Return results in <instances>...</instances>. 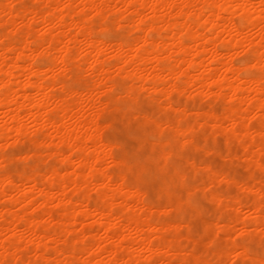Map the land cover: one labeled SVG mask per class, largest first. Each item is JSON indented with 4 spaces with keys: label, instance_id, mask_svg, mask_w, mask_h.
<instances>
[{
    "label": "bare ground",
    "instance_id": "6f19581e",
    "mask_svg": "<svg viewBox=\"0 0 264 264\" xmlns=\"http://www.w3.org/2000/svg\"><path fill=\"white\" fill-rule=\"evenodd\" d=\"M37 1L39 6L27 5L25 0H0V109H4L7 117L5 124L0 125V198L7 203L5 207L0 206V260L7 256L12 264L17 260L19 264H40L41 260L52 264H234L239 260L240 264H246L245 258H249V264H261L264 245L254 246L251 238L241 242H237V237L228 238L223 248L211 249L208 242L200 238L194 240L190 230H183V220L181 223L172 218L174 212L179 214L194 208V197H197L194 192H197L188 187L182 194L176 192V186L187 185L189 175L172 164V156L177 152L166 141L149 142L145 136L140 139V144H149L162 158H167L166 165L159 162L157 156L149 161L150 170L160 182L145 175L144 164L134 159L137 181L130 184L124 168L120 167L125 165L128 169L130 162L121 158L119 146L103 141L101 132L107 126L105 122L106 127L102 126L98 117L104 110H116L119 96L137 101L139 94L146 93L149 102L173 109L178 115L176 119H191V124L183 127L178 121L163 118L161 121L137 114L139 120L152 124L160 133L172 128L177 136L187 133L190 137L195 129L209 123L227 131L233 144L241 142L244 148L255 147L258 155H264L261 140L264 86L260 77V66L264 63L260 5L264 0ZM229 3L251 6L245 10L244 24L232 20L225 27L226 17L236 13L225 14L222 9L211 7ZM110 15L113 16L110 18ZM18 20L21 25H17ZM38 22L47 24L44 33L37 31ZM116 27L121 28L123 34L115 42L97 36V31ZM250 28H256L255 35L254 30L252 35L248 33ZM134 30L140 33L128 37ZM237 32L240 33L239 43ZM108 47L113 51L112 59L106 56ZM234 49L237 51L232 54L243 55L241 65L235 64L230 54ZM249 61L256 64L255 69H250ZM242 65L255 76L249 79L242 72ZM58 66L59 72L55 71ZM87 69L92 70L89 77L85 75ZM21 74L27 75L23 83L18 80ZM114 82H120L122 93L118 91L122 95L113 90L109 98L103 100L101 94L111 92ZM28 89L38 97L27 92ZM175 95L184 98L215 95L227 105L223 113L191 111L182 103L175 104ZM70 96L75 99H69ZM85 101L94 108L91 113L85 108L89 106ZM251 112L260 115L258 128L250 121ZM25 114L32 117L37 126L35 131L25 125ZM47 128L52 131H46ZM43 130L46 132L40 136L38 132ZM8 142L15 146L27 142L30 149L20 155H5L3 149ZM37 146H44L46 151L50 150L49 155L60 157L62 169L48 165V158L37 151ZM257 153L242 157L244 163L254 169L249 168L252 178L255 168L264 170V162L256 158ZM75 159L78 167L73 168ZM15 160L22 161L24 166L12 174L5 165ZM107 161L118 166L116 170H112ZM196 161L190 159L187 164L194 174H201L204 179L202 190L207 186L213 188L211 184L218 179L241 188L245 198L254 201L253 205H246L239 190H236L239 196L232 195L236 191L231 195L211 192L215 201L209 199L215 203L234 201L237 206L231 204L234 209L245 207L249 212L246 217H228L224 229H232L239 222L245 228L244 235L245 232L262 234L258 230L264 227V182L228 179L224 170ZM42 164L47 165L45 172L40 170ZM217 172L225 178L220 179ZM147 177L148 184L159 183L158 189L150 188L157 190V196L162 199L159 204L152 198L150 202L147 193L138 187V181L143 183ZM155 203L160 212L157 210L158 216L154 217ZM15 205L20 209H14ZM31 207L34 209L30 210ZM85 218H92L91 222L86 219V224ZM209 224L217 232L220 229L217 222ZM100 231L104 237L99 235ZM191 241L192 247L187 249L189 245L183 243ZM9 246L11 250L6 253ZM85 253L90 256L85 257ZM204 253L210 256L204 257ZM231 254H236L232 260Z\"/></svg>",
    "mask_w": 264,
    "mask_h": 264
},
{
    "label": "rangeland",
    "instance_id": "374dc122",
    "mask_svg": "<svg viewBox=\"0 0 264 264\" xmlns=\"http://www.w3.org/2000/svg\"><path fill=\"white\" fill-rule=\"evenodd\" d=\"M26 1H27V5L39 6V2L38 1L36 2V0H33V1L32 0H25L24 3H26ZM146 12H149V10H147ZM112 16L113 15H110L109 17L111 18ZM76 17H79V16L76 15ZM232 17H233V21L235 23L239 24V21H240L239 16L237 14H235V15L233 14ZM20 21L21 20H18L17 25H21L22 24V22H20ZM40 23L41 22H38L36 24V29H37V31H39V33L40 32L44 33L43 31H46L47 24L46 23H44V24L41 23L40 24ZM253 30H254V34H253ZM255 30H256V28L255 29L252 28V30L250 28V31L248 30V33H250L251 35L252 34L255 35L256 34ZM139 33H140L139 31L134 30V31H132L131 33L128 34V37H133V35L135 36L136 34H139ZM122 34H123V31L119 27H116L115 29L113 28V29L107 30V31H99V32L97 31V36L98 37L107 39V40L112 41V42H115L116 40H118L121 37ZM82 42H83V40H82ZM110 49L111 48L106 49V54H107L106 56H107L108 59H112V55H113V53H112L113 51L110 50ZM84 50L86 51V49H84ZM107 50H109V51H107ZM230 50H232V49H230ZM236 51L237 50L231 51V53L229 51V53L232 54V52L235 53ZM234 53L232 54L234 63L235 64H238V65H241L242 64V61H240V60H243V55L242 54L239 55L240 53H237V54L234 55ZM6 56L11 57V54H7ZM5 61L8 62L9 59L7 60V58H6ZM56 69L57 70H55V71L59 72L58 70H60V67L58 66V67H56ZM91 74H92V70L87 69L86 72H85V75L87 77H89V76H91ZM20 76H22V77H20ZM20 76H19L20 78L18 80H21L22 83H23L24 79L27 80V78H26L27 75L26 74H23V75L21 74ZM45 79H48L47 80V82H48L50 80V77L48 76V78L46 77ZM121 87L122 86H121L120 82H114V85L111 88L112 89L111 92H109V90H107L105 92V90H103L104 87H101L102 91L105 92V94H103L101 92L102 93L101 94L102 99L103 100H105L106 98L108 99L109 96L113 93L112 92L113 90L115 91L114 93L117 94V95L120 92L122 93V88ZM118 90H120V92ZM32 91H33L32 89H28L27 90V92H29L30 94H33L34 93V91L33 92ZM34 96H35V93H34ZM158 96H160V95L158 94ZM37 97H38V95H37ZM37 97L35 96V98H37ZM184 97L185 96H176L175 95L173 97L174 103L175 102H176L175 104H181L182 103L183 105H185L188 108V110H191L192 109L191 111H194V110L195 111H200V110L201 111H204V110L205 111L206 110H215V112H219V113L221 112V113H223L224 112L223 110H224L225 106L227 105L226 104L227 102L224 101V99L215 97V95H211V96L210 95H205L203 97L202 96H199V97L197 96L195 98H190V97L184 98ZM121 98H122L123 101L121 100ZM69 99L74 100L75 98H74V96L73 97L70 96ZM179 100H181V101L179 102ZM219 101H221V102H219ZM222 101H223V103H222ZM129 102H130V105L132 107L129 105ZM86 103L89 106H86L85 108L87 109V107H88V110H90V113H91V111H93L94 108L90 107L92 105H90V103H88V102L85 101V105H86ZM82 104H84V101H82ZM116 104L118 106V108L116 110H114V109L104 110V111H102L100 113L101 115L99 114L100 117H98V118H99V122L100 123L102 122L101 124H103V122H105L106 123V126H107V127L104 126L105 123L102 125V126L106 127L105 129L103 128V130L101 132L102 133L101 134V137H102L103 141L104 142H107V143H114L117 146H119L120 149H121L120 150V156H121V158H124L125 160L127 159L126 162L127 161L130 162V165H129V168L131 166L130 169L129 168L126 169L125 168L126 167L125 165H121L120 166V167L124 168L125 174L127 175L126 176L127 181L130 184H132V185L136 184L135 182L137 181L136 180L137 176L135 177V175H136V173H138V168L133 163V160L134 159H139L143 164H147V165H149V161L151 159H154L153 156H155V157L157 156L156 158L158 159L159 162L162 161V159H161L162 157L159 155L158 151L156 149L155 150L152 149V147H150L149 144H140V139L145 136L147 139H149V142H151L150 140H152V142L158 141V140L166 141L177 152L176 154H174L172 156V159H171L172 164L173 165H176V166L178 165V168L180 170L186 172L187 175H189L188 176L189 177V180H188V183H187L188 186L186 185L184 187L182 185H178V186H176V192L178 194H182L187 187L189 189H191V190L194 189L197 192V193L194 192V196H197V197H194V204H193L194 205V208H188V209H186L187 211L184 210V211H182L179 214H177L174 211H172V213L174 212L173 214H171V215H173L172 218H174L176 221L177 220H181V221H178V222H181V223L184 221L183 222V225L184 224L185 225H184V227H182L183 230L184 231H186V230L189 231L190 230L189 232H190V234H191L192 237L194 236L193 237L194 240H195V238L197 240L200 238L201 240L203 239L206 242H208V245L210 246L211 249H217V250H219L218 248H220V249L223 248L224 245L222 246V244L224 243V241L226 242V239H228V238L232 239V237H235V239H236L235 234L237 232H241V233L244 234L243 231H244L245 228L243 229L244 226L242 227V225L239 222H238V224L235 223V227L233 226L236 229L235 231H237V232L234 231L233 227H232V229L231 228L230 229H224V227H225V223H226L225 221L228 220V217L229 218H234L236 216L234 219H236L237 217L240 218L239 216L246 217L249 214V212L247 211V208L245 209V207L244 208L239 207L238 208V211H237L236 209H234L235 208L234 205L236 206V203L234 201H231V202L229 201L230 203L223 202L222 203L223 205L222 204L219 205L217 201H216V203L214 202L215 199H213L212 198V195H210V194H212L214 192L215 193L216 192H219V193H222L223 195L224 194L225 195H231L232 192H234L236 190L237 191L239 190L240 192L239 191L238 192L240 193V197L243 198V196H244V201H246V205L248 203H251L252 204L254 202L252 200V198L251 199L250 198H248V199L245 198V195H244L243 191H241V188L236 189L238 187H235V186L233 187L232 183H229L228 184V183L222 182V181H220L218 179L215 180L216 182L214 181V184L213 183L211 184V186L214 185L213 188L210 187V186L209 187L207 186V187H205L202 190L201 187H202V185H204L203 183L205 181L202 178L201 174H194L191 171V169L189 168V165L187 164V160H190V159L191 160H195V161L197 160L196 162H198L199 164H201V165H203V164L204 165H210V167H212V169H218V170H221L222 169V170H224L223 171L224 172V175L228 179H230L231 177H234L236 180L239 179L238 181H242V182L245 181V183L246 182H249V181H250L249 183H252L253 180L254 181L256 180L255 183L259 184L262 181L264 182V170H260V169L255 168V170H256V171H254V174L255 175H254V178H252L250 176V172L253 169V167H251V168L248 167L244 163V161L242 160L243 159L242 158L243 155H244V157L251 156V154H253L256 151L257 148L250 147V148H247L246 149L242 145L243 148H244V151H243V148L241 146V144H242L241 142H237V141L234 142L233 141L234 142V144H233L232 143V139H230V136H229V134H228L227 131H225L224 129L216 128L215 126L210 125L208 123L207 125H203L204 127L202 126L201 128L195 129L192 133H190V137L192 136L194 138V140L196 141L195 142V145L193 144L191 147H189L187 149H183L181 147L183 141L181 140V141L178 142V140H177L178 136L175 134L176 131L174 129H172V128L166 129V130H164L162 132V133H164L162 135V133H160V131L156 127H154L152 124L144 123L143 121L139 120L140 119L139 117H136V116L140 112L142 115H145V116L148 115V117H151L153 119L155 118L156 120H158V119L161 120L163 118L162 120L165 121V120H169L170 119L171 122L175 121L174 123H177V121H178V123L180 125H182L183 127H187L188 125L191 124V119L190 118H186V120L184 118H182V119H179V118L176 119L178 117V115H177V113H175V111L173 109L171 110V109H168V108H164L163 106H162L163 107L162 108L161 106H157V104H155V103L153 104V103L149 102L148 99H147V94L146 93L145 94L144 93L143 94H139L137 101L136 100L133 101V100L127 99V98L125 99L123 96H119V98L117 99V103ZM3 110L4 109H0V125L5 124V120L7 119V117L5 116ZM88 110H86V111L88 112ZM119 112H121V113H119ZM134 112H137V113L136 114H132ZM141 114H138V115H141ZM257 114L258 113L251 112V114H249V117L251 118L250 121L252 122V124L255 127L258 128L260 126V123H259V121H260L259 120L260 119V115L258 114L259 117L257 118V116H256ZM25 115H24L25 117L23 116V120H24L25 125L27 126V128H29V130L30 129H33L35 131V127L37 128V126L34 125V122L32 121V117H30V114H28V116H27V114H25ZM174 117H175V119H173ZM257 119L259 121H257ZM32 125H33V127H31ZM47 129H46V131H48V132H51L52 131V129L49 130L50 128H47ZM33 130H31V131H33ZM44 131L45 130L39 131L38 134L40 136H43L44 135V133H43ZM40 133H42L43 135H41ZM215 139H216V141H215ZM12 140L13 139L10 138L9 141L11 142ZM197 145H198V147H197ZM28 146L29 145H28L27 142L20 143V144H18L16 146L13 145V144H11V143L9 144V142H8V144L5 147V148H7V152L4 151V149H5L4 148L3 149V153L5 155H7V154L8 155H11V154H14V155H18L19 154L20 155V154H23L25 151H27V150L30 149V146L29 147ZM37 147H38V150L37 151L43 152L45 154V159L48 158L47 159V164L48 165L49 164L50 165H52V164L53 165H57V167L59 166L62 169L63 166L61 164L62 162H61L60 157H58V156H56L54 154L49 155L50 152H48V151H50V150L48 149V151H46L44 146H37ZM37 147H36V149H37ZM202 148H204L206 150H204V149L202 150ZM208 148H210V149H208ZM207 149H208V151H207ZM252 149H253L254 152H252ZM256 153H257V151L254 154H256ZM221 155H222V157H220ZM46 156H48V157H46ZM238 156H241V157H238ZM257 156H256V158L258 160L261 159L262 162H264V155H262V154H259L258 155V153H257ZM75 160L73 162L74 164L72 163L73 164V168L75 166H77V163H78L77 160L76 161ZM111 162L112 161H107V165L109 164V166H110L111 165L110 164ZM23 166L24 165L22 164V161H17V160H15V161H13L11 163H7L5 165L6 169L9 168L10 169V172H12V174L18 172L19 170L21 171L23 169ZM132 166H133V169H132ZM46 167H47V165L42 164L40 166L41 172H45L47 170ZM117 167L118 166H113V163H112V165H111V169L112 170H116ZM9 169H8V171H9ZM131 169H132L133 172H135V173H133V175H132V172L130 171ZM136 170H137V172H136ZM152 173H153V175H152ZM152 173L151 174H148V176L149 175L151 176L150 179L153 180V181L155 180V182H160V181H157L158 179H157V177L154 176V172H152ZM131 176H133V177H131ZM259 180H260V182H259ZM147 181H150L149 180V177H147L146 181L145 180L142 181L143 183H141V181H138L140 183V184H138V187H139L140 191H142V192L144 191L145 193H147L146 195H147V198L150 199L149 200L150 202H151V198H152L153 199L152 201L155 200L154 202H157L158 204H159V202L161 203L162 199L157 196V190L151 191L152 186H153L151 184L154 183V182L152 181L151 184H148ZM144 182H147V183H145L146 186L144 185ZM218 182H219V184H218ZM155 184H154L153 187L156 186L157 189H158L159 188V183L158 184L155 183ZM156 187L154 189H156ZM92 189L95 190V186L93 188H91V190ZM204 190H205V192H204ZM237 191L234 192L232 195L238 194V196H239V193H237ZM152 192H155L156 195L153 194ZM92 193H94L93 190H92ZM228 193H230V194H228ZM150 196H154V198L153 197H150ZM155 196H156V198H155ZM210 197L214 201H212V199L210 200L209 199ZM262 197L264 198V195ZM0 199H2L0 201V206L1 207L3 205H6L7 204L6 202H4V198H0ZM157 203H155V205ZM231 204H234V205L231 206ZM157 205H156L157 208L155 207L156 210H154L153 213H152L154 215V217H155V215H157L158 212H160L159 211V208H158L159 206H157ZM225 205H230V206H225ZM3 207H5V206H3ZM18 207L20 209V206H16L15 205L14 206V209H16ZM199 207H201L203 209H200ZM33 209H34V207L33 208L32 207L30 208V210H33ZM196 209L198 211H196ZM157 210H158V212H157ZM239 210L241 211V213H239L240 212ZM191 211L193 212V214H192ZM182 216H183V218H182ZM86 219L87 218L83 219V221H85V223L87 224V220L89 222V219H92V218H88L87 220ZM90 222H91V220H90ZM210 222L211 223L212 222L213 223L214 222H217V224L219 225V228L222 230V232H221L220 229H218V232H217L215 227H214L215 230H213V228H212L213 226H208V225H210L209 224ZM187 224H189V226ZM220 225L222 227H220ZM238 226H239V228H238ZM249 227L250 226H248V228ZM20 228H22V227H20ZM251 228L252 227H250L249 229H251ZM262 229L258 230V231L262 232V234L259 233V232H258L259 234H257V232H255L256 234H254V233L253 234H250L249 233V235H248V233L245 232V235H243V237H237L236 240H238L239 242H241L242 240H248V239L251 238L250 240L252 241V244L254 246H262V245H264V232H263L264 229H263V231H262ZM20 230L21 231L23 230L22 232L24 233V229L23 228L20 229ZM20 230H18V231H20ZM99 233H100L99 235H102L104 237V233H102V231H100ZM216 233H217V235H216ZM24 234H26V233H24ZM247 236H249V237L247 238ZM211 237L212 238H215L217 240H215V239L212 240ZM207 240H209V241H207ZM205 241H203V242L206 243ZM216 241H218V242H216ZM259 243L261 245H259ZM183 244L185 246L189 245V247L187 246V249H190L192 247L193 242L192 241L191 242H186V243L184 242ZM59 245L61 247H63V245L61 243ZM85 254L87 255V253H85ZM85 254H84L85 257H89L90 256L89 254L87 256ZM207 254L209 255V253H207ZM207 254L204 253L203 254L204 257H209L210 256V255L208 256ZM235 256H236V254H231V258H230V256H229V258L232 260V258L235 257ZM235 259L236 258H234L233 260H235ZM248 260H249V258H245V261H247L248 264H249L250 261H248ZM41 261H40V264H49V263L52 264L50 261H47V263H46V260H41ZM247 262H245V263L247 264Z\"/></svg>",
    "mask_w": 264,
    "mask_h": 264
},
{
    "label": "snow or ice",
    "instance_id": "6c2138e0",
    "mask_svg": "<svg viewBox=\"0 0 264 264\" xmlns=\"http://www.w3.org/2000/svg\"><path fill=\"white\" fill-rule=\"evenodd\" d=\"M5 7H7V5H5ZM211 7L222 9L225 14H228L230 12H235L239 16L240 24L242 25V24H244L245 19H246L245 10L251 6L248 4H241V3H236L235 6H233V4L229 3V4L212 5ZM260 9H261V13H260L261 25L264 26V2L261 3ZM217 19H220V15H217ZM232 20H233V17L228 15L226 17L225 27H227V22L232 21ZM104 31H107V30L105 29ZM234 31H235V29H234ZM241 31H243V29H241ZM236 38H237V43H239V38H240L239 32L236 33ZM261 56H262V60H264V53H261ZM248 63H249L250 69L256 68V64L252 63L251 61H249ZM241 68H242V72L245 73L249 79H251L255 76V73L250 71L249 68H244L243 65L241 66ZM260 77H261V81H262V86H264V63H262L260 66ZM262 123H264V122H262ZM9 131H11V129ZM261 133H262V136H261L262 148H264V127H262V129H261ZM162 135H163V133H162ZM17 136H19V133H17ZM177 140H178V142L181 140L183 141V144L181 145V147L183 149H187V148L191 147L196 142L194 140V138H190L187 133H179ZM4 151L7 152V148H5ZM167 162H168L167 158H162L163 164L166 165ZM143 168L145 169V175L150 174L151 170L147 164H144ZM216 175L219 176V178L222 180L225 178L219 172H217ZM189 196L191 197V193H189ZM262 203H264V198H262ZM243 235L244 234L241 232L236 233V237H243ZM237 242H239V241H237ZM10 250H11V248L9 246L5 249V252L7 253ZM237 255H239L238 252H237ZM0 264H12V261L10 259H8L6 256V258L4 260H0ZM16 264H19V260H17ZM234 264H240V261L236 260V261H234ZM261 264H264V260L261 261Z\"/></svg>",
    "mask_w": 264,
    "mask_h": 264
}]
</instances>
